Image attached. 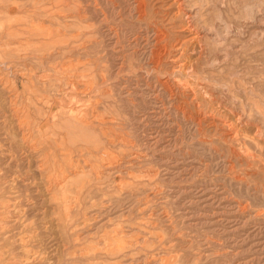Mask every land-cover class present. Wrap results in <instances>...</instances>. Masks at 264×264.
Instances as JSON below:
<instances>
[{"label": "rangeland", "instance_id": "obj_1", "mask_svg": "<svg viewBox=\"0 0 264 264\" xmlns=\"http://www.w3.org/2000/svg\"><path fill=\"white\" fill-rule=\"evenodd\" d=\"M239 1L0 0V264H264V42L224 40ZM63 112L87 137L61 144Z\"/></svg>", "mask_w": 264, "mask_h": 264}, {"label": "bare ground", "instance_id": "obj_2", "mask_svg": "<svg viewBox=\"0 0 264 264\" xmlns=\"http://www.w3.org/2000/svg\"><path fill=\"white\" fill-rule=\"evenodd\" d=\"M23 1V0H22ZM54 1V0H53ZM248 1H250V0H241V2H245L246 3V7H247V9H249V8H251L250 10H247V11H250L249 12V16L250 17H247V18H245L244 19V21L241 23L240 22V24L241 25H238V26H236V25H232L233 24V22H232V24L230 23V22H225L224 21V40L226 41L227 39H229L228 37H229V35L230 34H232V35H234L235 37L236 36H238V37H242V36H246V33H245V31H244V27L247 25V23L249 24V23H251V27H250V29H251V31H252V34H251V36H249V39L246 41V42H253V43H261V42H264V11H263V9H261V8H259V6H258V4H257V8H252L251 6H252V3H253V1H251L252 3H250V2H248ZM142 2V1H141ZM230 2H232L233 4V6L235 5H238V4H236V2H240L239 0H230ZM254 2H255V0H254ZM258 3H260L261 4V2H263V1H261V2H259V1H257ZM19 3H20V1H19ZM49 3V2H48ZM50 4V3H49ZM52 4V3H51ZM179 4V3H178ZM259 4V5H260ZM18 5V4H17ZM26 5V4H25ZM54 5V4H53ZM20 6H21V4H20ZM29 6H31V3H30V5ZM37 6V5H36ZM38 6H40V5H38ZM45 6V5H44ZM232 6V7H233ZM239 6V5H238ZM254 6V5H253ZM256 6V5H255ZM254 6V7H255ZM263 6V5H262ZM23 7H26V6H23ZM145 7V6H144ZM244 7H245V5H244ZM245 7V8H246ZM19 8V7H18ZM139 8V7H138ZM234 8V7H233ZM32 9V8H31ZM35 9H37V8H35ZM41 10V9H40ZM46 10V9H45ZM44 9H43V12L45 11ZM48 10V9H47ZM140 10V9H139ZM42 11V10H41ZM219 11H220V9H219ZM234 12V11H233ZM49 13V12H48ZM119 13V12H118ZM243 13H245V11L243 12ZM23 14V13H22ZM39 14V13H38ZM42 14V13H41ZM188 15V18L190 19V21H194V20H196V18H198L197 16L199 15V10H191V11H189V13H187ZM19 15V14H18ZM29 15V14H28ZM219 15H221V14H219ZM44 16V15H43ZM52 16V15H51ZM200 16V15H199ZM233 16H235V15H233ZM23 17V16H22ZM35 17V16H34ZM214 17V16H213ZM217 17H218V15H217ZM216 17V18H217ZM222 17V16H221ZM228 18H230V17H228ZM232 18V17H231ZM238 18H239V15H238ZM250 18V20H248ZM218 19V18H217ZM233 19V18H232ZM237 19V18H236ZM19 20V19H18ZM30 20V19H29ZM33 20V19H32ZM36 20V19H35ZM219 20H220V18H219ZM221 20H223V19H221ZM227 21H228V19H226ZM230 21V20H229ZM232 21V20H231ZM242 21V20H241ZM42 22V21H41ZM148 22V21H147ZM237 22V21H236ZM26 23V22H25ZM43 23V22H42ZM156 23V22H155ZM22 24V23H21ZM24 24V23H23ZM31 24V23H30ZM212 24V23H211ZM210 24V25H211ZM219 24V23H218ZM221 24V23H220ZM185 25V24H184ZM200 25V24H199ZM217 25V24H216ZM22 26V25H21ZM23 26H25V24L23 25ZM28 26V25H27ZM212 26V25H211ZM138 27V26H137ZM218 27V26H217ZM221 27V26H220ZM33 28V27H32ZM30 29L31 31L32 30H35V29ZM206 28V27H205ZM214 28H215V26H214ZM249 29V30H250ZM26 29H24V31H25ZM216 30V29H215ZM214 30V31H215ZM220 30V29H219ZM24 31H21V32H24ZM110 31V30H109ZM204 31V30H203ZM221 31V30H220ZM1 33V32H0ZM45 33H47V31H45ZM139 33V32H138ZM203 33V36H201V37H203V38H211L212 40L214 39H217V37L218 36H215L214 35V33L213 34H211L210 32H208V30H207V32H202ZM18 34V33H17ZM33 34H35V33H33L32 32V35ZM52 34V33H51ZM219 34H220V32H219ZM218 34V35H219ZM42 34H38V33H36L35 35H33V37H35V36H41ZM45 35V34H44ZM250 35V34H249ZM17 36H20V40H19V48H18V51H20V52H24V50H23V46H25V42L26 41H28V40H26V41H23L24 39H23V35H17ZM47 36V35H46ZM198 36V35H197ZM32 37V36H31ZM31 37H29V38H31ZM31 38V39H33L34 40V38ZM41 37H43V36H41ZM222 37V36H221ZM221 37H220V39H221ZM231 37V36H230ZM235 37H234V39H235ZM2 38V37H1ZM19 38V37H18ZM24 38H26V36L24 37ZM47 38V37H46ZM78 38V37H77ZM247 38V37H246ZM21 39H22V42H21ZM44 39V38H43ZM50 39V38H49ZM146 39V38H145ZM219 39V38H218ZM245 39V38H244ZM223 40V41H224ZM230 40H231V38H230ZM236 41V40H235ZM29 42V41H28ZM40 42V41H39ZM216 42V41H215ZM218 42V41H217ZM31 43V42H30ZM137 43V42H136ZM220 43H221V41H220ZM219 43V45H221ZM226 43V42H225ZM227 43H228V41H227ZM252 43V44H253ZM51 44V43H50ZM204 45V44H203ZM225 45V44H224ZM229 45V44H228ZM242 45V44H241ZM216 46H217V44H216ZM230 46V45H229ZM250 46V45H249ZM236 47V46H235ZM172 48V47H171ZM170 48V49H171ZM219 48H220V46H219ZM241 48H242V46L240 47V52L242 51L241 50ZM227 49H230V48H227ZM232 49V48H231ZM246 49V48H245ZM224 50H226V49H224ZM238 50V49H237ZM27 51V50H26ZM137 51V50H136ZM226 51H228V50H226ZM232 51H233V49H232ZM33 52V51H32ZM116 52V51H115ZM239 52V51H238ZM239 52V53H240ZM242 53V52H241ZM244 53V52H243ZM137 54V53H136ZM223 54V53H222ZM166 55H168V54H166ZM229 55V54H228ZM28 56V55H27ZM226 55L224 54V57H225ZM20 57H22V56H20ZM39 57V56H38ZM231 57V56H230ZM34 58V57H33ZM215 58V57H214ZM222 58V57H221ZM227 58H228V56H227ZM226 58V59H227ZM217 59V58H216ZM225 59V58H224ZM222 60V59H221ZM23 61V60H22ZM8 62V61H7ZM224 62H225V60H224ZM17 63V62H16ZM220 63H223V62H220ZM226 63V62H225ZM71 66V65H70ZM121 66V65H120ZM68 68V67H67ZM9 69V68H8ZM86 69V68H85ZM131 69V68H130ZM23 70V69H22ZM49 70V69H48ZM68 70H70V69H68ZM8 71V70H7ZM56 71V70H55ZM82 71V70H81ZM19 72V71H18ZM22 72V71H21ZM26 74V73H25ZM25 74L24 73H22L21 74V76L22 75H24L25 76ZM28 74V73H27ZM86 74V73H85ZM89 74V73H88ZM149 74V73H148ZM183 74V73H182ZM14 75V74H13ZM30 75V74H29ZM33 75V74H32ZM60 75H61V73H60ZM83 75H84V73H83ZM88 76V75H87ZM2 77V76H1ZM23 77V76H22ZM27 77V76H26ZM29 78L28 79H30V76H28ZM34 77V76H33ZM49 77V76H48ZM235 77V76H234ZM1 79V78H0ZM89 79V78H88ZM233 79V78H232ZM11 80V79H10ZM69 80V79H68ZM33 81V80H32ZM29 82H30V80H29ZM70 82V81H69ZM71 82H73V81H71ZM77 82V81H76ZM232 82V81H231ZM31 83V82H30ZM86 83V82H85ZM89 84V83H88ZM231 84V83H230ZM229 84V85H230ZM34 85V84H33ZM92 85H93V83H92ZM228 85V84H227ZM60 86V85H59ZM90 86V85H89ZM61 87V86H60ZM59 87V88H60ZM93 87V86H92ZM4 88H5V86H4ZM29 87H26V88H24L25 90L26 89H28ZM94 88V87H93ZM36 89V88H35ZM61 89V88H60ZM225 89V88H224ZM117 90V89H116ZM165 91V90H164ZM4 93V92H3ZM12 93V92H11ZM2 94V93H1ZM0 94V95H1ZM9 94V93H8ZM17 94V93H16ZM5 95V94H4ZM11 96V95H10ZM16 96V95H15ZM7 97V96H6ZM12 99V98H11ZM24 99V98H23ZM1 100V99H0ZM5 101V100H4ZM10 101V100H9ZM28 102V101H27ZM14 104V103H13ZM16 104V103H15ZM2 107V106H1ZM11 108V107H10ZM20 108V107H19ZM26 108V107H25ZM2 109V108H1ZM13 112V111H12ZM21 112V111H20ZM6 113H7V111H6ZM21 114H22V112H21ZM9 115V114H8ZM17 117V116H16ZM32 117V116H31ZM240 117V116H239ZM30 116L29 115H27V116H24V119L21 121V122H17V123H20L19 124V129H23V127L27 124V122H29V124H30ZM69 118V115L67 114V113H61L60 115H58V118H57V122H60L59 124L58 123H56V124H58V128H57V130L58 131H61L63 134H67L68 135V138L69 139H63L62 140V142H61V144H63V145H65L66 143H67V141L68 142H71V143H73V144H75V140H77V142L78 141H80L81 139H79L78 137H82V136H84V137H87V135H83V134H81L80 132L81 131H79V129H78V127L77 126H74V125H72V123H71V121H74L75 119L74 118H70V119H68ZM7 119V118H6ZM19 119V118H18ZM4 120V119H3ZM2 120V121H3ZM11 120V119H10ZM20 120V119H19ZM33 121H35V120H33ZM37 121V120H36ZM13 122H16L15 120L13 121ZM75 122V121H74ZM73 122V123H74ZM28 124V125H29ZM32 124H34V123H32ZM81 124V123H80ZM80 124H78V125H80ZM39 125V124H38ZM55 125V124H54ZM5 126V125H4ZM10 126V125H9ZM12 127V126H11ZM17 127V128H18ZM36 127V126H35ZM82 127V126H81ZM5 128H6V126H5ZM15 128L16 127H14V130H15ZM25 128V127H24ZM27 128V127H26ZM29 128V127H28ZM9 129V128H8ZM29 129H31V128H29ZM1 130V129H0ZM17 130V129H16ZM27 130V129H26ZM32 131V130H31ZM31 131H30V133H31ZM43 131V130H42ZM54 131V130H53ZM33 132H34V130H33ZM56 131H54L53 133H55ZM5 133V132H4ZM43 133V132H42ZM58 133V132H57ZM23 134V133H22ZM41 134V133H40ZM59 134V133H58ZM80 136H79V135ZM25 135V134H24ZM23 135V139H24V137L26 138V136H24ZM36 135V134H35ZM5 136V135H4ZM18 136V135H17ZM21 136V135H20ZM30 136V135H29ZM32 136V135H31ZM58 136V135H57ZM59 137V136H58ZM32 138V137H31ZM36 138V137H35ZM34 138V139H35ZM38 138V137H37ZM40 138V137H39ZM52 138V137H51ZM40 139H44V138H42V136H41V138ZM58 139V138H57ZM62 139V138H61ZM28 140H29V138H28ZM27 140V141H28ZM51 140V139H50ZM49 140V141H50ZM54 140V139H53ZM116 140V139H115ZM14 141V140H13ZM24 141H26V140H24ZM32 141V140H31ZM41 141V140H40ZM43 141V140H42ZM2 142V141H1ZM4 143V142H3ZM2 143V144H3ZM18 143V142H17ZM21 143V142H20ZM19 143V144H20ZM32 143V142H31ZM44 143V142H43ZM47 143V142H46ZM57 143H58V141H57ZM1 144V143H0ZM29 144V143H28ZM38 144H40V143H38ZM37 144V145H38ZM51 144H52V142H51ZM55 144H56V142H55ZM23 145V144H22ZM32 145V144H31ZM37 145H36V147H37ZM40 145H43V144H40ZM39 145V146H40ZM46 145H48V144H46ZM62 145V148L64 149V151H65V147ZM18 146V145H17ZM33 146H34V142H33ZM32 146V147H33ZM44 146V145H43ZM42 146V147H43ZM52 146H53V144H52ZM11 147H12V145H11ZM22 147V146H21ZM35 147V148H36ZM49 147V146H48ZM3 148V147H2ZM13 148V147H12ZM11 148V149H12ZM40 148V147H39ZM3 150V149H2ZM28 150V149H27ZM36 150V149H35ZM54 150H57V149H54ZM20 151V150H19ZM26 151V150H25ZM32 151V150H31ZM38 151V150H37ZM51 151V150H50ZM60 151V150H59ZM63 151V150H62ZM24 152V151H23ZM52 152H54L53 150H52ZM76 152H78V150L76 151ZM80 152H81V150H80ZM79 152V153H80ZM94 152V151H93ZM11 153V152H10ZM15 153V152H14ZM28 153V152H27ZM50 153V152H49ZM60 153H62V152H60ZM72 153V152H71ZM29 154V153H28ZM55 154V153H54ZM59 154V153H58ZM11 155V154H10ZM18 155V154H17ZM47 155V154H46ZM62 155V154H61ZM64 155V154H63ZM67 155H71V154H69V153H66L65 154V159L67 158ZM3 156V155H2ZM13 157V156H12ZM16 157V156H15ZM29 157V156H28ZM52 157V156H51ZM54 157H56L55 155H54ZM62 157V156H61ZM7 158V157H6ZM45 158H47V157H45ZM45 158H44V161H45ZM53 158V157H52ZM77 158V157H76ZM42 159V158H41ZM109 159V158H108ZM11 160V159H10ZM25 160H26V158H25ZM68 160V159H67ZM72 160V159H71ZM104 160H106V159H104ZM1 161V160H0ZM3 161V160H2ZM19 161V160H18ZM33 161V160H32ZM47 161V160H46ZM61 162H62V159L60 160ZM69 161V160H68ZM78 161V160H77ZM21 162V161H20ZM50 162L52 163V161L50 160ZM55 162L56 161H54V164H55ZM64 162H65V160H64ZM63 162V163H64ZM74 162V161H73ZM31 163V162H30ZM35 163V162H34ZM48 163V162H47ZM65 163H67V161L65 162ZM1 164V163H0ZM6 164V163H5ZM8 164V163H7ZM46 164V163H45ZM71 164H73V163H71ZM75 164V163H74ZM21 164H19V166H20ZM30 165V164H29ZM28 165V166H29ZM32 165V164H31ZM48 165H49V163L47 164V167H48ZM53 165V164H52ZM61 165V164H60ZM63 165H65V164H62L61 166H63ZM38 166V165H37ZM75 166H77V165H75ZM24 167V166H23ZM46 167V166H45ZM49 167H50V165H49ZM65 167H67V166H65ZM13 168V167H12ZM27 168V167H26ZM30 168V167H29ZM22 169V168H21ZM52 169H54V167L52 168ZM57 169H58V167H57ZM56 169V170H57ZM59 169H60V167H59ZM58 169V170H59ZM61 169H64V168H61ZM73 169V168H72ZM78 169V168H77ZM1 170V169H0ZM27 170H29V169H27ZM34 170V169H33ZM47 170L48 169H46V172L45 173H48L47 172ZM55 170V169H54ZM53 170V171H54ZM57 170V171H58ZM4 171V170H3ZM50 171V170H49ZM64 171V170H63ZM71 171V170H70ZM7 172V171H6ZM72 172V171H71ZM70 172V173H71ZM75 172V171H74ZM73 172V173H74ZM3 173V172H2ZM11 173V172H10ZM53 173H55V171L53 172ZM57 173V172H56ZM58 173H59V171H58ZM62 173V172H61ZM63 173H66V172H63ZM19 174V173H18ZM21 174H22V172H21ZM68 174V173H67ZM1 175V174H0ZM7 175H8V173H7ZM54 175V174H53ZM56 175V174H55ZM54 175V176H55ZM62 175V174H61ZM61 175H59V177L61 176ZM73 175V174H72ZM6 176V175H5ZM50 176V175H49ZM66 176V175H65ZM68 176V175H67ZM70 176V175H69ZM1 177V176H0ZM16 177V176H15ZM46 177V176H45ZM58 177V178H59ZM62 177H64V176H62ZM29 178V177H28ZM65 178V177H64ZM51 179V178H50ZM52 179H54V178H52ZM56 179H57V177H56ZM17 180V179H16ZM33 180V179H32ZM55 180V179H54ZM62 180V179H61ZM64 180V179H63ZM10 181V180H9ZM57 181V180H56ZM45 182V181H44ZM62 182V181H61ZM66 182V181H65ZM1 183V182H0ZM18 183V182H17ZM56 182H54V184H55ZM63 183V182H62ZM31 184H33V183H31ZM46 184V183H45ZM57 184V183H56ZM61 184V183H60ZM65 184V183H64ZM63 184V185H64ZM74 184V183H73ZM73 184H72V186H73ZM17 185V184H16ZM24 185V184H23ZM63 185H62V187H63ZM25 186H26V184H25ZM30 186V185H29ZM60 186V185H59ZM66 186V185H65ZM7 187H10V186H7ZM12 187V186H11ZM10 187V188H11ZM69 187L71 188V186L69 185ZM54 188V187H53ZM66 188V187H65ZM70 188L68 189V186H67V189L68 190H70ZM73 188V187H72ZM9 189V188H8ZM61 189H63V188H61ZM60 189V191L59 192H61L60 194H62L63 193V191ZM11 190V189H10ZM21 190V189H20ZM26 190V189H25ZM38 190V189H37ZM49 190V189H48ZM47 190V191H48ZM73 190V189H72ZM2 191V190H1ZM16 191V190H15ZM24 191V190H23ZM64 191H66V190H64ZM29 192V191H28ZM13 193H15V192H13L12 191V193H10V194H13ZM66 193H67V191H66ZM19 194H20V192H19ZM24 194V193H23ZM41 194V193H40ZM68 194V193H67ZM63 195V194H62ZM69 195V194H68ZM77 195V194H76ZM6 196V195H5ZM64 196H66V195H64ZM9 197V196H8ZM14 198V197H13ZM30 198V197H29ZM63 198H65L66 200H67V198L66 197H63ZM32 199V198H31ZM64 200V199H63ZM66 200H65V202H66ZM14 201V200H13ZM20 202V201H19ZM13 203V202H12ZM15 204H16V202H15ZM14 204V205H15ZM66 204V203H65ZM7 205V204H6ZM16 205H18V204H16ZM15 205V206H16ZM9 206V205H8ZM11 206V205H10ZM69 206V205H68ZM7 207V206H6ZM66 208V207H65ZM69 208H71V207H69ZM6 209V208H5ZM8 209V208H7ZM18 209V208H17ZM54 209V208H53ZM55 210V209H54ZM53 210V211H54ZM67 210V209H66ZM65 210V211H66ZM70 210V209H69ZM3 211V210H2ZM1 211V212H2ZM18 211V210H17ZM44 211V210H43ZM0 212V213H1ZM4 212H5V210H4ZM15 212V211H14ZM46 212V211H45ZM69 212V211H68ZM7 213V212H6ZM9 213H10V211H9ZM65 213H67V211L65 212ZM2 214V213H1ZM8 214V213H7ZM46 215V214H45ZM72 215V214H71ZM31 216V215H30ZM9 217V216H8ZM12 217V216H11ZM5 218V217H4ZM17 218V217H16ZM10 219V218H9ZM8 220V219H7ZM18 220H19V218H18ZM3 221V220H2ZM5 221V220H4ZM3 221V222H4ZM70 224V223H69ZM49 225V224H48ZM82 225V224H81ZM84 225V224H83ZM3 226V225H2ZM46 229V228H45ZM41 230V229H40ZM69 231V230H68ZM34 232V231H33ZM33 234V233H32ZM5 235V234H4ZM5 237H6V235H5ZM34 237V236H33ZM37 237V236H36ZM1 239V238H0ZM32 240V239H31ZM35 240V239H34ZM38 240V239H37ZM26 241H28V240H26ZM16 243V242H15ZM33 243V242H32ZM2 244V243H1ZM4 244V243H3ZM36 244V243H35ZM7 246V245H6ZM5 246V247H6ZM13 247V246H12ZM17 249V248H16ZM15 250V249H14ZM11 251V250H10ZM3 252V251H2ZM26 253V252H25ZM55 253V252H54ZM18 256V255H17ZM61 257V256H60ZM37 258V257H36ZM32 261V260H31ZM40 261V260H39Z\"/></svg>", "mask_w": 264, "mask_h": 264}]
</instances>
